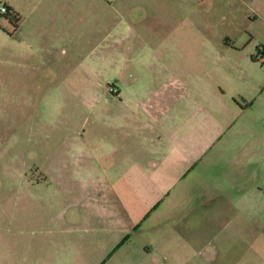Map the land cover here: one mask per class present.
<instances>
[{"label":"rangeland","instance_id":"1","mask_svg":"<svg viewBox=\"0 0 264 264\" xmlns=\"http://www.w3.org/2000/svg\"><path fill=\"white\" fill-rule=\"evenodd\" d=\"M4 6L0 264H264V0Z\"/></svg>","mask_w":264,"mask_h":264},{"label":"crops","instance_id":"2","mask_svg":"<svg viewBox=\"0 0 264 264\" xmlns=\"http://www.w3.org/2000/svg\"><path fill=\"white\" fill-rule=\"evenodd\" d=\"M135 96V95H134ZM139 98V96H135L134 97V100H135V103H137V99ZM146 109H148V108H150V106L148 107V106H146L145 107ZM146 129L148 130V131H150V129H148V127H146ZM151 132V131H150ZM151 140V141H153V137H151V138H148V140ZM147 254H151L150 252L148 253V252H146ZM129 264H133V263H129ZM154 264H158V262H155Z\"/></svg>","mask_w":264,"mask_h":264},{"label":"built area","instance_id":"3","mask_svg":"<svg viewBox=\"0 0 264 264\" xmlns=\"http://www.w3.org/2000/svg\"><path fill=\"white\" fill-rule=\"evenodd\" d=\"M8 14V9L4 6V7H1V9H0V21H1V17L3 16V15H7Z\"/></svg>","mask_w":264,"mask_h":264},{"label":"trees","instance_id":"4","mask_svg":"<svg viewBox=\"0 0 264 264\" xmlns=\"http://www.w3.org/2000/svg\"><path fill=\"white\" fill-rule=\"evenodd\" d=\"M6 8L8 9V14L7 15H10L11 13L12 14H16L14 9H12L11 7H6ZM7 18H9V16Z\"/></svg>","mask_w":264,"mask_h":264}]
</instances>
